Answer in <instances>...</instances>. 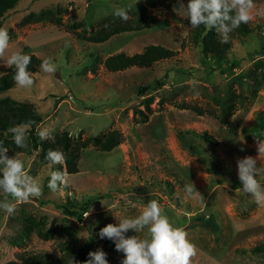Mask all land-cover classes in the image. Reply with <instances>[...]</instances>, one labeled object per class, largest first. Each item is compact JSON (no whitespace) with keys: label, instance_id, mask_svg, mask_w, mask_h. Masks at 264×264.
Segmentation results:
<instances>
[{"label":"rangeland","instance_id":"rangeland-1","mask_svg":"<svg viewBox=\"0 0 264 264\" xmlns=\"http://www.w3.org/2000/svg\"><path fill=\"white\" fill-rule=\"evenodd\" d=\"M254 3L264 8V0ZM127 5L133 7L123 21L114 11ZM177 7V0H20L5 13L1 28L10 41L0 57V77L14 67L7 60L15 51L41 63L51 58L57 71L45 73L40 64L30 71L31 88L16 83L1 98L42 115L37 138L49 128L54 138L87 147L80 152L78 172H66L69 187L53 192L47 186L50 172L66 171L65 165L50 168L29 138L27 148L5 139L7 155L22 153L25 171L41 184L43 195L15 201L11 215L0 210V264H26L22 258L32 256L83 264L97 248L107 253L108 264H121L124 254L100 239L99 231L142 214L146 204L137 201L150 197L159 198L164 214L196 245L191 264H264L251 253L264 245V203L237 190L242 184L236 163L251 156L257 167L264 166V152L257 151L264 130L260 136L246 133L258 117L264 119V16L247 23L248 35L231 38L226 55L236 65L213 71L192 43L186 17L173 11ZM114 27L140 30L94 42ZM148 46L174 56L145 69H105L108 57L133 56ZM228 101L232 107L224 124ZM187 130L207 134L215 146L189 144L182 136ZM112 132L121 135V143L101 152L97 144ZM191 183L201 196L186 192ZM4 196L0 192V201ZM202 215L211 217V226L195 220ZM126 235L149 238L147 228Z\"/></svg>","mask_w":264,"mask_h":264},{"label":"clouds","instance_id":"clouds-1","mask_svg":"<svg viewBox=\"0 0 264 264\" xmlns=\"http://www.w3.org/2000/svg\"><path fill=\"white\" fill-rule=\"evenodd\" d=\"M137 2V0H136ZM136 4V3H135ZM178 7L173 9L181 17H186L192 28L204 25L208 30L215 29L221 43L230 40V33L241 24H247L255 16H264V8H257L254 0H189L185 6L182 0H177ZM133 6L119 7L114 15L127 21ZM10 36L6 28H0V57L9 48ZM31 56L21 51L13 52L7 64L14 66L15 82L22 88H31L34 84L33 73L28 70ZM41 69L48 74L57 71V65L51 58H46L41 63ZM32 121L10 127L7 131L12 134L13 141L18 148H27V132ZM49 128H42L39 132L41 141L52 140L54 137ZM241 151L244 149L241 148ZM258 153L264 152V144L257 143ZM8 149L0 142V192L5 193L0 201V210L7 214L14 213L15 201L28 202L32 198L43 195V187L37 179L25 171L24 161L20 158L22 153L14 156L7 155ZM49 167L64 165L65 153L59 149H49L46 154ZM237 175L242 184V190L251 195L257 203H264V182L259 177H264V166L257 167V160L246 156L237 160ZM48 189L56 192L69 187L68 174L63 169L50 172ZM188 194L201 196L191 183L186 186ZM202 198V197H201ZM89 213L85 214L87 217ZM147 228L149 238L139 239L136 235L127 236L129 230L134 233ZM100 239H108L115 245L117 252L124 254L121 264H191L197 254V247L188 239V233L181 227H175L169 217L164 214L158 201L150 200L144 207L142 214L135 218H124L117 224H107L99 231ZM69 264H79L74 258ZM83 264H108L107 253L101 248L88 253V258Z\"/></svg>","mask_w":264,"mask_h":264},{"label":"trees","instance_id":"trees-1","mask_svg":"<svg viewBox=\"0 0 264 264\" xmlns=\"http://www.w3.org/2000/svg\"><path fill=\"white\" fill-rule=\"evenodd\" d=\"M20 0H0V28L3 24L5 13L14 9L15 5ZM188 27L190 28L191 40L194 46H198L201 48V52L203 58L207 61L212 62V70H219L223 67L233 68L236 65L235 61H230L226 55L227 50L231 46V38L236 35L246 36L249 34L250 30L247 24H241L238 28H236L233 32L230 33V40L227 43H221V37L219 33L213 29L208 30L204 25H200L197 28H192L190 22L186 21ZM140 27L132 29L131 27H114L112 29H108L101 35L95 39L94 42L102 43L107 41L110 37L132 30H140ZM31 56V63L28 67V70H33L34 67L41 64V61L36 59L33 55ZM174 56V52L168 50L166 48L160 46H148L144 49V51L140 54H135L133 56H126L125 54H116L108 57L104 62V67L109 72H121L130 68H150L153 64L160 62L171 60ZM15 67L9 68L7 73L0 77V142H2L3 147L6 146L5 139L12 138V134L7 130L15 125L26 123L28 121H32L31 128L28 130V138L30 140V146L32 150L37 151L40 150V155L43 160L47 163L46 154L49 149H59L65 153L66 162L65 168L68 174H76L78 172V161L80 158V152L82 149L87 147V143H81L77 145H71L69 139L65 137H56L54 140H44L41 141L40 138H37L35 130L42 122V115L25 109L22 106L16 107L15 104H12L8 99L1 98L3 93H6L9 90H12L16 82L14 80L15 76ZM158 86L161 83H157ZM258 86L255 85V89ZM264 89V86H263ZM149 90V89H148ZM151 90H154V87H151ZM232 104L229 101L224 105L222 109L223 122L227 124V120L229 117V112H231ZM202 115V113H200ZM264 130V119L261 117L257 118V121L251 127L246 128V133L249 136H260L261 132ZM183 138L188 140L189 144H192L195 140L201 141L204 145L208 147L215 146V142L212 137L208 136L205 133L198 134L194 131H185ZM2 138V139H1ZM121 143V135L117 132H112L109 134L103 142H100L98 145V149L101 152H111L114 148H116ZM168 186V185H167ZM150 200L159 201L157 197H150L148 199H144L142 201H137L138 203L147 204ZM64 212L70 214L71 216L79 215L75 212H71L64 209ZM80 218V217H79ZM196 221L202 223L205 226H211L212 219L209 216L206 218L205 215L195 218ZM253 255L263 257L264 258V245H259L251 250ZM22 261L26 264H62L61 261H53L49 260L48 257L41 256H32L28 259L22 258ZM15 264V263H9Z\"/></svg>","mask_w":264,"mask_h":264}]
</instances>
